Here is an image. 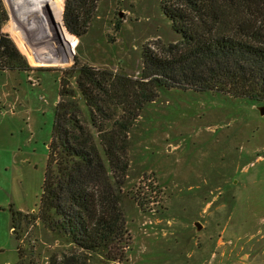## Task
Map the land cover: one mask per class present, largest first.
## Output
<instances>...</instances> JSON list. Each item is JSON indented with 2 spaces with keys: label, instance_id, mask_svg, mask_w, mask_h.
Masks as SVG:
<instances>
[{
  "label": "rangeland",
  "instance_id": "1",
  "mask_svg": "<svg viewBox=\"0 0 264 264\" xmlns=\"http://www.w3.org/2000/svg\"><path fill=\"white\" fill-rule=\"evenodd\" d=\"M165 1L101 0L88 32L74 39L60 23L47 32L37 0H17L15 18V0L3 1L10 16L3 30L43 69L0 70V264H21V244L22 264H264V100L213 91L163 89L131 129L120 201L125 261L85 253L39 221L18 233L22 239L14 233L12 208L40 209L60 75L75 57L141 75L146 46L182 39ZM65 37L73 54L58 42Z\"/></svg>",
  "mask_w": 264,
  "mask_h": 264
},
{
  "label": "trees",
  "instance_id": "2",
  "mask_svg": "<svg viewBox=\"0 0 264 264\" xmlns=\"http://www.w3.org/2000/svg\"><path fill=\"white\" fill-rule=\"evenodd\" d=\"M3 1L0 70H34L3 30L10 19ZM49 1L36 2L47 32L65 29L58 26L64 13L68 30L84 37L101 0H64L62 5L54 0L47 11ZM162 9L182 39L156 50L146 46L141 75L82 63L78 57L60 75L40 209L12 208L20 239L21 230L39 221L85 253L101 251L109 260L125 261L129 230L120 201L132 164L131 129L146 104L171 88L264 100V0H166ZM58 42L73 54L68 37ZM23 251L21 244V264Z\"/></svg>",
  "mask_w": 264,
  "mask_h": 264
},
{
  "label": "water",
  "instance_id": "3",
  "mask_svg": "<svg viewBox=\"0 0 264 264\" xmlns=\"http://www.w3.org/2000/svg\"><path fill=\"white\" fill-rule=\"evenodd\" d=\"M52 1H54V0H51L50 2H47V6L50 8V10H52V8H51V2H52ZM64 20H65V19H64V13H63V20L60 22V25H61L62 27H64V28L69 32V34L73 37V39L76 38V35H74V34H73L71 31H69L68 28L66 27V25H65V23H64ZM68 40L71 42L70 39H68ZM260 109H261V113L264 114V106H261ZM195 224H196L198 230H200V229L202 228V225H201L200 222H196ZM14 233H16V230H14Z\"/></svg>",
  "mask_w": 264,
  "mask_h": 264
},
{
  "label": "crops",
  "instance_id": "4",
  "mask_svg": "<svg viewBox=\"0 0 264 264\" xmlns=\"http://www.w3.org/2000/svg\"><path fill=\"white\" fill-rule=\"evenodd\" d=\"M16 1H17V0H15L14 4L16 3ZM8 4H9V0H8ZM9 6H10V5H9ZM18 6H20V4H18V5L15 4V6H13V8L10 7V10L13 12V14L15 13V12H14L15 10H16V11H19V10H20V9L18 8ZM71 46H72V44H71ZM72 49H73V47H72Z\"/></svg>",
  "mask_w": 264,
  "mask_h": 264
},
{
  "label": "bare ground",
  "instance_id": "5",
  "mask_svg": "<svg viewBox=\"0 0 264 264\" xmlns=\"http://www.w3.org/2000/svg\"><path fill=\"white\" fill-rule=\"evenodd\" d=\"M38 12H39V15L41 16L39 9H38ZM12 17H13V18H15V15H14V14H12Z\"/></svg>",
  "mask_w": 264,
  "mask_h": 264
}]
</instances>
